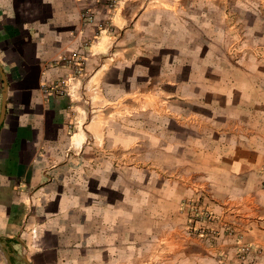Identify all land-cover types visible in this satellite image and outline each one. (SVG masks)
<instances>
[{"label": "crops", "instance_id": "0c3cea01", "mask_svg": "<svg viewBox=\"0 0 264 264\" xmlns=\"http://www.w3.org/2000/svg\"><path fill=\"white\" fill-rule=\"evenodd\" d=\"M5 83L11 264H264V0H0Z\"/></svg>", "mask_w": 264, "mask_h": 264}, {"label": "built area", "instance_id": "2783aa9c", "mask_svg": "<svg viewBox=\"0 0 264 264\" xmlns=\"http://www.w3.org/2000/svg\"><path fill=\"white\" fill-rule=\"evenodd\" d=\"M115 3V2H114ZM110 7H113V4ZM182 212L186 215L187 223L185 230L190 235H195L201 239H214L218 236L216 226L219 223V218L198 200H186L182 202ZM227 229V228H225ZM230 231V229H227ZM251 251L250 246H244L239 255L243 257Z\"/></svg>", "mask_w": 264, "mask_h": 264}, {"label": "water", "instance_id": "95a60500", "mask_svg": "<svg viewBox=\"0 0 264 264\" xmlns=\"http://www.w3.org/2000/svg\"><path fill=\"white\" fill-rule=\"evenodd\" d=\"M7 92H8V86L5 83L4 84V93H3V104H2V110H1V116H0V127L3 123L5 115H6ZM0 251H2L4 253L8 263L11 264L9 254L5 251V249L1 245H0ZM25 262L28 263V261H25Z\"/></svg>", "mask_w": 264, "mask_h": 264}]
</instances>
